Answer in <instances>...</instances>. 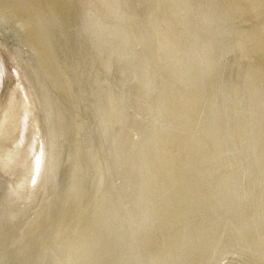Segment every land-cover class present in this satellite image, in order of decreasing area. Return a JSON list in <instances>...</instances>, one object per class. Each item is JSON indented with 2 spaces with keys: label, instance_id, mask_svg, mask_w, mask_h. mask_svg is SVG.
I'll return each instance as SVG.
<instances>
[{
  "label": "bare ground",
  "instance_id": "1",
  "mask_svg": "<svg viewBox=\"0 0 264 264\" xmlns=\"http://www.w3.org/2000/svg\"><path fill=\"white\" fill-rule=\"evenodd\" d=\"M0 0V264H264V0Z\"/></svg>",
  "mask_w": 264,
  "mask_h": 264
},
{
  "label": "snow or ice",
  "instance_id": "2",
  "mask_svg": "<svg viewBox=\"0 0 264 264\" xmlns=\"http://www.w3.org/2000/svg\"><path fill=\"white\" fill-rule=\"evenodd\" d=\"M128 6L133 8H140L142 7V3H138L137 0H128Z\"/></svg>",
  "mask_w": 264,
  "mask_h": 264
}]
</instances>
